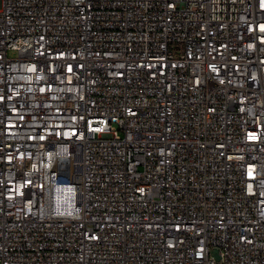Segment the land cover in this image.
<instances>
[{"label":"built area","instance_id":"obj_1","mask_svg":"<svg viewBox=\"0 0 264 264\" xmlns=\"http://www.w3.org/2000/svg\"><path fill=\"white\" fill-rule=\"evenodd\" d=\"M0 264H264V0H0Z\"/></svg>","mask_w":264,"mask_h":264},{"label":"bare ground","instance_id":"obj_2","mask_svg":"<svg viewBox=\"0 0 264 264\" xmlns=\"http://www.w3.org/2000/svg\"><path fill=\"white\" fill-rule=\"evenodd\" d=\"M76 175L80 174V168L79 170H76ZM78 177H73L71 180H65L64 184L58 188V202L60 206H63L65 203L69 204L70 201H73L75 199V194L77 192L76 190V184L74 183L75 180H77Z\"/></svg>","mask_w":264,"mask_h":264},{"label":"rangeland","instance_id":"obj_3","mask_svg":"<svg viewBox=\"0 0 264 264\" xmlns=\"http://www.w3.org/2000/svg\"><path fill=\"white\" fill-rule=\"evenodd\" d=\"M10 57H16L17 56V52L15 51H10L9 52ZM74 164H75V168L76 170H79L80 166H79V160L78 157L74 158Z\"/></svg>","mask_w":264,"mask_h":264}]
</instances>
